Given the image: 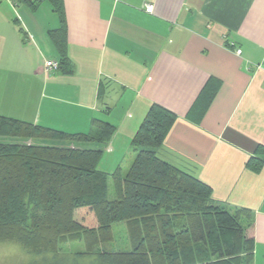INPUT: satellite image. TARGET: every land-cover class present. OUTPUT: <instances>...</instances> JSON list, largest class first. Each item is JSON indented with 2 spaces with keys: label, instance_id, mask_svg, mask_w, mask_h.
I'll return each instance as SVG.
<instances>
[{
  "label": "crops",
  "instance_id": "1",
  "mask_svg": "<svg viewBox=\"0 0 264 264\" xmlns=\"http://www.w3.org/2000/svg\"><path fill=\"white\" fill-rule=\"evenodd\" d=\"M63 5L69 70L46 72L58 56L49 33L61 27L53 4L0 0V114L73 133L96 118L113 124L108 144H83L104 149L99 169L112 173L133 163L151 106L167 108L177 119L157 154L207 183L224 209L252 211L251 264H264V166L247 165L264 146V0Z\"/></svg>",
  "mask_w": 264,
  "mask_h": 264
},
{
  "label": "trees",
  "instance_id": "2",
  "mask_svg": "<svg viewBox=\"0 0 264 264\" xmlns=\"http://www.w3.org/2000/svg\"><path fill=\"white\" fill-rule=\"evenodd\" d=\"M33 9L43 0H17ZM51 30L59 68L69 70L63 0ZM22 31L23 29L20 28ZM177 116L154 104L133 137L135 159L112 173L99 169L116 126L93 119L88 132H69L0 114V241L32 256L23 264H251L252 211L224 209L213 189L157 154ZM247 162L258 172L264 146ZM117 223L131 250L104 249ZM83 242L81 251L63 246ZM69 248V247H68Z\"/></svg>",
  "mask_w": 264,
  "mask_h": 264
},
{
  "label": "rangeland",
  "instance_id": "3",
  "mask_svg": "<svg viewBox=\"0 0 264 264\" xmlns=\"http://www.w3.org/2000/svg\"><path fill=\"white\" fill-rule=\"evenodd\" d=\"M9 90L7 92V97L12 98L11 95L13 92L17 91L18 89L16 86H9ZM14 89L13 90H11ZM14 96V95H13ZM7 109V108H6ZM6 111V110H5ZM7 111H10L12 114L17 115L13 111V109H9ZM6 113V112H5ZM18 116V115H17ZM26 118L31 119L29 113H26ZM114 235H115V241L112 243H106L103 245L104 249H121L123 251L131 250V242L129 237L127 236V226H125L124 223H117L114 227ZM69 247V248H68ZM64 251H81L84 249V243L83 242H74L71 244H67L66 246H63ZM32 255L30 253H27V251L22 247L19 242L14 241H8L3 240L0 241V264H23L27 262V260Z\"/></svg>",
  "mask_w": 264,
  "mask_h": 264
},
{
  "label": "built area",
  "instance_id": "4",
  "mask_svg": "<svg viewBox=\"0 0 264 264\" xmlns=\"http://www.w3.org/2000/svg\"><path fill=\"white\" fill-rule=\"evenodd\" d=\"M236 52L238 54H241V50L240 49H237ZM263 65H264V62H263ZM45 71L46 72H52V71H55L59 68V61H57L56 59L54 58H51V59H45Z\"/></svg>",
  "mask_w": 264,
  "mask_h": 264
}]
</instances>
